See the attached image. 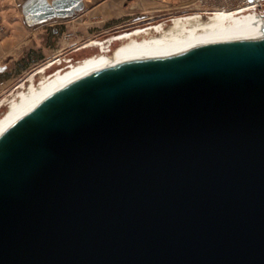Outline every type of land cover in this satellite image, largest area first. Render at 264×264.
I'll use <instances>...</instances> for the list:
<instances>
[{
    "label": "water",
    "instance_id": "1",
    "mask_svg": "<svg viewBox=\"0 0 264 264\" xmlns=\"http://www.w3.org/2000/svg\"><path fill=\"white\" fill-rule=\"evenodd\" d=\"M0 264H264V37L104 68L7 130Z\"/></svg>",
    "mask_w": 264,
    "mask_h": 264
},
{
    "label": "crops",
    "instance_id": "2",
    "mask_svg": "<svg viewBox=\"0 0 264 264\" xmlns=\"http://www.w3.org/2000/svg\"><path fill=\"white\" fill-rule=\"evenodd\" d=\"M173 6L171 0H0V84L56 56L76 63L96 55L91 52L97 48L83 46L165 21L164 14Z\"/></svg>",
    "mask_w": 264,
    "mask_h": 264
},
{
    "label": "bare ground",
    "instance_id": "3",
    "mask_svg": "<svg viewBox=\"0 0 264 264\" xmlns=\"http://www.w3.org/2000/svg\"><path fill=\"white\" fill-rule=\"evenodd\" d=\"M243 1L237 0L238 3L247 2L241 8L215 5L218 8L204 10L201 14L174 18L168 26L166 21H162L113 35L106 40H91L82 49L95 47L99 53L72 63L67 69L52 70L54 72L48 74L54 66L53 60H50L19 84L18 89L23 91L8 102V110L0 119V138L47 98L93 72L130 60L171 56L209 44L264 37V17L256 11L259 0ZM116 42L119 46L110 53L109 46ZM37 76H40L39 82H36Z\"/></svg>",
    "mask_w": 264,
    "mask_h": 264
},
{
    "label": "rangeland",
    "instance_id": "4",
    "mask_svg": "<svg viewBox=\"0 0 264 264\" xmlns=\"http://www.w3.org/2000/svg\"><path fill=\"white\" fill-rule=\"evenodd\" d=\"M171 2H173L174 6L170 10H168L163 16V18L167 22V26L172 24L171 20L174 18H177L180 16H185V15H194V14H199V13L201 14L204 10H213V9L218 8V6L215 7V5H213L212 1L204 2L203 0H171ZM246 3L244 2V4H243L240 2L237 7L241 8V7L245 6ZM14 5H15L14 9L17 11L18 8H17L16 4H14ZM237 7H234L233 9H236ZM257 10H258L257 13H259V15L260 14L264 15V0H259V7ZM157 21L162 22L160 19L156 20L155 22H157ZM159 22H157V23H159ZM148 25H150V24H148ZM145 26H147V25H145ZM145 26H141V27H145ZM130 29L132 30L133 28H130ZM105 39H107V38H105ZM118 46H119V43H117V42L114 44H111L109 46L110 53L114 52ZM98 52L99 51L97 49H94V51H92L91 53L97 54ZM77 59H82V58L76 57L75 60H77ZM63 65L65 67V64H63ZM32 70H33V68L30 71H32ZM36 70H38V68ZM36 70H34L32 72H35ZM32 72H29L28 74H25L22 77L16 78L15 80L10 82L9 84H6V82L3 85L0 84V119L6 113V110H8V106H9L8 102L13 100L19 92L23 91V89H18V87L20 86L19 84L25 82V80H27V78H28V75L31 74ZM51 73H52L51 70H48V74H51ZM39 79H40V76H37L36 82H39ZM2 102H3V104H1Z\"/></svg>",
    "mask_w": 264,
    "mask_h": 264
},
{
    "label": "built area",
    "instance_id": "5",
    "mask_svg": "<svg viewBox=\"0 0 264 264\" xmlns=\"http://www.w3.org/2000/svg\"><path fill=\"white\" fill-rule=\"evenodd\" d=\"M204 2H208V1H212L213 2V5H218V6H230L231 8H234V7H237L239 5V3L237 2V0H228V1H224V0H203ZM224 1V2H223ZM71 36L72 35H68L66 36V39L69 40L71 39ZM110 52V51H109ZM52 66H57L58 69L56 71H60V70H63V69H67L71 66V64L73 63V59H62L61 60V57L60 56H56L53 61H52ZM77 63V62H76ZM65 64V67L64 65ZM53 66V67H54ZM52 67V68H53ZM51 68V69H52ZM50 69V70H51ZM3 85V84H1Z\"/></svg>",
    "mask_w": 264,
    "mask_h": 264
},
{
    "label": "flooded vegetation",
    "instance_id": "6",
    "mask_svg": "<svg viewBox=\"0 0 264 264\" xmlns=\"http://www.w3.org/2000/svg\"><path fill=\"white\" fill-rule=\"evenodd\" d=\"M259 7V6H258ZM258 7H257V9H258ZM257 12H258V10H256ZM259 14V13H258ZM260 15H262V14H260ZM263 17H264V15H262Z\"/></svg>",
    "mask_w": 264,
    "mask_h": 264
}]
</instances>
